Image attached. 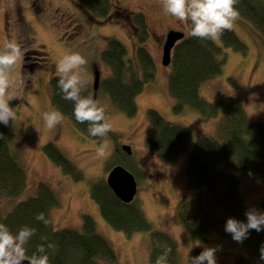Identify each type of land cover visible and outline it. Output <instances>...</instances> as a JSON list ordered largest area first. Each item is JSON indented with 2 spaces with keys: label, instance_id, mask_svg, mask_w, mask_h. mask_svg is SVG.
<instances>
[{
  "label": "rangeland",
  "instance_id": "obj_1",
  "mask_svg": "<svg viewBox=\"0 0 264 264\" xmlns=\"http://www.w3.org/2000/svg\"><path fill=\"white\" fill-rule=\"evenodd\" d=\"M77 1L0 0V51L7 42L15 41L23 52L22 59L9 74L15 83L9 89L8 98L16 111L15 120L9 122L16 134L13 152L18 155L27 179L26 188L19 197L0 196V214L5 215L15 204L37 195L38 186L48 185L58 199V206L50 212L55 229L81 231L83 217L88 215L94 220L97 233L111 244L117 255L116 263L101 264H149L150 232L128 235L115 230L101 216L90 196L94 182L102 179L106 182L112 169L107 164L120 151L123 155L116 157L123 158L139 173L135 204L153 230L176 240L181 261H187L190 251L209 247L217 249L216 264H233L240 257L251 258L252 264H264L252 257L244 244L218 232H211L206 242L194 240L178 220V202L189 193L185 164L190 150L198 140L215 132L219 120L203 117L190 107L180 113L173 110L174 100L168 91L171 68L162 64V49L168 31H181L188 36L185 26L164 11L162 0H114L113 17L103 20L89 16ZM138 15L143 16L148 34L143 43L140 42L141 28L134 26ZM231 30L246 50L222 48L225 62L221 73L201 86V96L208 102L236 96L250 119L264 123V38L240 17ZM108 38L125 46L127 58L134 60L133 65L137 66L135 53L139 44L149 51L155 64L154 78L137 96V112L133 116L115 108L101 90V81L110 73L101 60ZM213 41L221 45L220 38ZM70 52H80L86 57L88 63L79 69L87 80L82 92L100 102L112 125L111 136L100 142L81 133L63 113L62 123L53 130L46 129L41 119L43 112L59 111L51 102L50 81L56 76L57 62ZM136 66H133L135 71L138 70ZM150 109L192 133L187 153L169 162L148 149L146 141L152 136L148 119ZM103 142L108 145L106 154L98 157L96 149ZM49 143L55 144L73 163L82 174L80 180L66 175L49 160L43 151ZM123 145L131 147V156L122 150ZM123 167L129 170L128 166ZM229 172L239 174L234 170ZM240 189L250 205L264 201V184L255 178L242 175Z\"/></svg>",
  "mask_w": 264,
  "mask_h": 264
},
{
  "label": "trees",
  "instance_id": "obj_2",
  "mask_svg": "<svg viewBox=\"0 0 264 264\" xmlns=\"http://www.w3.org/2000/svg\"><path fill=\"white\" fill-rule=\"evenodd\" d=\"M114 0H78L79 6L95 19H107L112 15ZM239 17L250 24L264 38V0H237ZM113 17V16H112ZM137 23V24H135ZM142 33L140 42L147 38L142 15L135 18ZM221 45L210 39H198L190 35L176 43L171 52V71L168 75V91L174 100L173 110L180 113L185 107L197 110L203 117L218 118L215 132L198 140L190 150L185 173L187 190L177 206L178 220L189 235L197 241H208L211 232L233 238L226 232V222L234 218L247 223L246 213L256 210L264 213V201L250 205L241 194V176H250L264 184V123L248 117L244 105L236 96H226L214 102L206 101L200 93L201 86L221 73L225 62L223 47L244 52L246 46L232 30H226L219 37ZM125 46L114 38H108L101 53L102 62L108 67V77L101 81V90L107 94L112 105L118 110L133 116L137 112L136 98L143 92L144 85L154 78L155 64L149 51L138 45L133 59L127 58ZM136 66L138 70H134ZM141 75L143 76L141 78ZM58 77H52L51 102L66 115L73 125L85 136L100 142L111 136L92 137L88 134V124L78 123L73 115L74 104L62 98L57 87ZM232 83L236 85L233 81ZM82 96L90 95L81 92ZM152 136L147 139L148 149L166 161H173L187 153L192 143V133L184 126L166 121L157 111L148 110ZM0 196L15 199L27 185L24 167L13 152L16 134L11 124L0 123ZM45 155L74 179L80 174L73 163L55 144L43 147ZM117 151L107 167L126 165L135 177L137 170L127 164ZM237 171V175L229 172ZM90 196L99 208L101 216L115 230L125 234L150 232L151 251L149 264L165 249H171L168 264H191L192 257L199 256L202 250L190 251L186 262L181 261L176 240L166 233L153 230L142 211L135 204L121 202L108 187L104 179L94 182ZM58 206L54 191L45 184L38 186L37 195L29 197L13 206L5 215L0 214V224L6 225L13 234L21 227L36 230L35 235L25 245V258L36 252L37 246L48 243L54 245L47 250L49 264H101L116 263L117 255L111 244L96 231L94 220L83 217L82 230L71 228L55 229L51 220V210ZM45 213L50 223L45 226L35 217ZM43 238V239H42ZM252 257L259 260L264 246V230H249L242 242ZM251 259V258H250ZM249 258H237L233 264H252ZM264 262V260H261Z\"/></svg>",
  "mask_w": 264,
  "mask_h": 264
},
{
  "label": "clouds",
  "instance_id": "obj_3",
  "mask_svg": "<svg viewBox=\"0 0 264 264\" xmlns=\"http://www.w3.org/2000/svg\"><path fill=\"white\" fill-rule=\"evenodd\" d=\"M164 11L185 26L188 34L198 39H218L224 31L231 30L239 18L236 8L237 0H162ZM23 52L15 41L5 44L0 51V123L5 126L16 118V111L10 106L8 93L15 81L10 79V71L22 59ZM88 63L80 52H70L56 64L57 87L62 98L74 104L73 115L78 123L88 124V134L92 137H105L112 128L105 115V109L100 102L91 95L82 96L81 92L87 85V80L79 69ZM44 126L48 130L55 129L63 121L59 111H46L41 114ZM3 136L0 135V139ZM107 143H100L96 155L103 157L106 154ZM247 223L229 218L226 222V232L232 234L237 242H243L249 230L257 232L264 230V213L250 210L246 213ZM38 222L48 226L50 221L45 213H38L35 217ZM36 230L27 226L21 227L16 234L0 224V264H24L25 245L35 235ZM43 239V238H42ZM54 245L48 243L37 246L36 252L28 258V264H49L47 250ZM171 249L156 258L155 264H168ZM216 248L205 247L199 256L192 257L191 264H216ZM260 259L264 260V246L261 248Z\"/></svg>",
  "mask_w": 264,
  "mask_h": 264
},
{
  "label": "water",
  "instance_id": "obj_4",
  "mask_svg": "<svg viewBox=\"0 0 264 264\" xmlns=\"http://www.w3.org/2000/svg\"><path fill=\"white\" fill-rule=\"evenodd\" d=\"M185 34L181 31L170 30L166 34L165 42L162 51V64L170 65L171 52L177 42L182 40ZM122 150L129 156L132 155L130 146H122ZM108 187L114 195L123 203L130 204L134 201L138 193V182L133 173L127 170L122 165L114 166L108 173L106 178ZM24 264H28V259L25 258Z\"/></svg>",
  "mask_w": 264,
  "mask_h": 264
},
{
  "label": "flooded vegetation",
  "instance_id": "obj_5",
  "mask_svg": "<svg viewBox=\"0 0 264 264\" xmlns=\"http://www.w3.org/2000/svg\"><path fill=\"white\" fill-rule=\"evenodd\" d=\"M58 167V166H57ZM60 168V167H59ZM61 169V168H60ZM62 170V169H61Z\"/></svg>",
  "mask_w": 264,
  "mask_h": 264
}]
</instances>
